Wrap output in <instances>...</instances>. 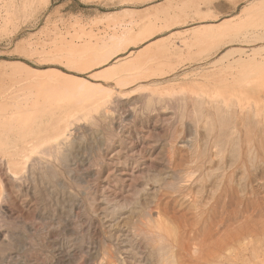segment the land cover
<instances>
[{"label": "rangeland", "instance_id": "rangeland-1", "mask_svg": "<svg viewBox=\"0 0 264 264\" xmlns=\"http://www.w3.org/2000/svg\"><path fill=\"white\" fill-rule=\"evenodd\" d=\"M188 1L195 2L193 4L200 9H193L192 13L187 11L188 14L182 12L179 18L185 17L180 21L185 24L184 26L179 21L176 22V19L171 21L172 23L158 20L157 31L151 37L148 30L150 25L146 23L150 16L156 14L158 8L169 7L174 12L173 6ZM188 1L47 0L44 3L35 1L32 4L34 7L28 6L26 14L20 9L16 22L0 20V72L8 68L6 63L12 64L17 61L42 73L49 69H58L82 77L86 82L95 85L93 90L95 93H114L113 96L108 95L113 98L106 97L109 99L108 102L115 99L107 105L104 114L92 112L90 121L89 117H78V121L72 120L75 123L69 128L72 135L68 146L72 147L71 150H66L69 155L66 151L64 155L58 152L59 157L55 155L53 159L56 152L49 156L43 154V162L47 158V163L52 161L51 164H46L45 161L44 164L33 166L30 161L29 164L26 161L22 162V159L12 161L14 162L12 164L10 163L12 158L7 157L6 154L8 148L11 150L14 144L0 148V264H145V261H149L150 264H165L167 262L165 258L171 257L172 251L176 254V248L167 249L164 243L158 241V236V239L150 240L153 235L150 229L158 233L159 228L165 234V238L172 241L176 240L178 235L181 236L179 239L184 237V240H189L190 232H188L189 237L186 238L188 236L184 232L186 230L191 229L194 231L192 234L196 232L194 240L197 239L199 244L203 243L201 246L195 243L193 238L189 240L190 243L192 241L191 244L195 243L193 247L198 248L196 254L205 253L204 248H207L206 252L216 250L218 241L224 244L225 240V243L227 242L225 256L228 259L225 260L229 264H264V106L262 105L264 88L263 92H259L260 97L257 93L261 99L260 101L257 97L258 106H263V108L258 107L260 109L258 116L250 117L248 112L244 114L234 112V114L233 110H226L223 107L220 110L218 109L220 107H216L212 102L224 97V94L228 95L224 90L231 86L233 79L229 77L228 71L231 66L229 69L227 63L231 64V61H235L237 57L250 63L254 58V63L258 65L255 64L256 68L253 67L255 68L253 70L260 75H256V78L258 76L260 79V81L258 79L259 89L262 88L264 70L262 72L256 70L258 68L260 70L261 65L264 69V36L260 34L264 33V27L260 28L261 24L257 22L260 26L254 23L258 30L254 29L250 24L253 22H250L248 29L253 30L249 29V33L244 28V33H241L244 35L241 36L239 33L238 38L233 36L234 41H231L232 37L228 38V41L217 44L218 46H215L217 48L213 47L210 50L211 47L209 52L200 54V47L202 48V44L206 42L205 35L212 31H206L205 34V30L203 31L205 26L213 25L216 30L218 26H214L216 23L220 24L226 19H234L237 16L239 18V15L244 18L242 9L261 0ZM154 9H156L155 13ZM144 12L150 15L147 19L148 16L144 14L147 20L143 17ZM262 12L264 13V9ZM183 13L186 16H182ZM109 15L111 20H107ZM154 18L155 16L150 18V21ZM140 20L146 22H143L144 27L147 26L146 30L140 25L142 24ZM139 21L141 23H138ZM170 23L175 25L171 27ZM197 28L199 31L196 30ZM196 32L200 36H197ZM76 33L83 36L80 35L79 38ZM257 33L261 39L263 38L262 40L258 36L255 37L257 41L253 40ZM93 35L97 38L95 39ZM149 35L150 38L147 37ZM201 36L204 37L202 39L204 43L201 40L202 44L198 40ZM192 39H196L194 42L197 41L194 43L195 46L190 43ZM84 41L88 43L90 41L92 46L97 45L98 42L100 47L97 46L102 48L101 53L108 50L111 52L112 49L108 48L113 46L118 50V52L114 50L118 56L116 57L115 52L112 51L111 56L109 55L111 59L109 66L78 73L66 65L69 57L66 55H69V52L65 48L70 51L71 48L75 49L81 45L82 47L77 50L79 49L82 55L80 52L76 54L83 56L85 52L86 55L84 44L87 42ZM72 42L73 44L69 46ZM90 43L87 46H91ZM103 43L105 47H101ZM187 43L192 44L193 52L190 51L191 47ZM104 48L108 50L104 51ZM91 50L88 54L96 51ZM65 51L68 53L64 54ZM106 53L108 55L109 52H105V55ZM58 56L66 59L61 58L63 62L60 60L58 62L57 60L60 59ZM164 56L168 58L164 60ZM123 57L121 61L124 63L120 61ZM220 57H223L222 60ZM248 57L251 60H248ZM50 58H54L58 63L53 62V59L52 63L49 62ZM157 59L164 61L159 62ZM154 60L156 63L153 62ZM217 60L219 67L215 63ZM157 62L162 65H158ZM116 63L118 65L115 67ZM120 63L126 65L121 64V66ZM107 67L108 70H114H109V73L104 72V77L103 75L99 76L100 78L91 77L94 72L98 74L106 71ZM156 67L166 73L151 77L150 71L157 70ZM220 67L223 69L217 70ZM117 71L121 75L115 74ZM220 71L221 81L218 80L221 78L218 74ZM112 72L118 77L113 76ZM223 72H227L228 75ZM124 74H127V77ZM134 74L137 75L136 77L139 75V78L142 76L145 80L141 78L139 81L133 77ZM209 74H213L211 76L213 78L219 77L214 80H218L221 86L225 87L222 84L226 82H228L226 85L230 86L223 89L220 86L216 87L219 82L213 81L210 76L208 79ZM110 76H113L112 79ZM120 76L128 81L122 80ZM128 77L133 80H129ZM223 79L227 81L222 82ZM122 81L126 86L118 91L122 86L119 82ZM128 82L132 84L127 85ZM194 83H197L198 88L202 83L200 91ZM208 83L213 88L216 87L215 91L210 89ZM260 83L262 85H259ZM231 87L227 89L228 92L232 90ZM150 89H159L161 95H149ZM204 89L209 93H204ZM220 90H223L221 92L224 94L219 92ZM115 92L121 94L116 96ZM244 134L252 140L250 141ZM249 143L255 144L257 154L248 152ZM4 148L8 149L6 153ZM2 151L5 155L1 154ZM16 164L19 166L17 167ZM39 165L45 167L46 171ZM6 168L9 170L6 171ZM29 169L32 172H29ZM26 170L28 172H25ZM17 174H23V177ZM174 174L183 178L186 174L191 178L185 175L184 179L175 181ZM180 187L182 192L178 191ZM166 206L167 212L162 209ZM158 210L167 214L160 216ZM175 211L177 216L185 213V217L187 216L183 217L185 221L181 218L184 224H178L180 219L173 218ZM221 217L225 220L218 227ZM140 228L146 230V233L148 230L152 235L143 234ZM179 229L180 234L183 235L178 234ZM199 230L205 232V235L208 234V237ZM199 235L202 240L198 238ZM155 241L160 245L157 246ZM151 253L154 255L152 256ZM161 257L166 260L165 263Z\"/></svg>", "mask_w": 264, "mask_h": 264}, {"label": "bare ground", "instance_id": "bare-ground-1", "mask_svg": "<svg viewBox=\"0 0 264 264\" xmlns=\"http://www.w3.org/2000/svg\"><path fill=\"white\" fill-rule=\"evenodd\" d=\"M35 1H37L38 3H39V1L41 2V3H44V2H47V0H0V20H3V21H5V22H12V23H14V22H16L15 20L17 19V15H18V13H19V11H20V9H21V11H22V13L23 12H25L24 14H26L28 11V6H30V7H34V6H32V4L33 3H35ZM185 1H188V0H185ZM204 1V0H203ZM36 2V3H37ZM195 4V2H192V3H190L189 1L188 2H186V3H183V4H176V6H173L172 7V10L174 11V12H172L171 11V8H158V10H157V12H158V14H157V12L155 11L156 9H154V13L156 12V14L155 15H153V16H155V18H154V20L153 21H150V18H153V16L151 17L150 15H148V13H146V12H144L143 13V17H144V19H146L145 18V16H144V14L145 15H147L146 17H147V19L149 18V16H150V18H149V24H148V21H147V23L144 21V20H140L141 22H142V24H140V25H142V27H144L145 25H143V22H145L146 23V25H150L148 28V30H149V32L151 33L150 35H151V37H153V35H155L154 33L157 31L156 30V27H157V22H159L160 20H162V22H171V21H173L174 19H176V22L177 21H183L182 19L183 18H185V17H182V19L181 18H179V17H181V14H182V12H187V11H190V13H192V10L193 9H195L196 10V8H198L197 7V5H194ZM35 5V4H34ZM198 9H200V8H198ZM264 9V0H261V1H256V2H253V3H251L249 6H247L245 9H242L241 11H242V13H244L245 14V16H244V18L243 17H240V15H239V18H238V16H237V18H235L234 17V19L232 18V19H226L224 22H221L220 24H217L216 23V25H214L215 27H216V30L212 27V26H210V27H208L210 24H208V26H205V28H203V31L205 32V34H207V32L206 31H209V30H212V31H214V32H212V31H210V36H209V34L208 35H205L206 37H205V40L204 41H206L205 43H204V41L202 40L204 37H200L198 40H200V43H201V40H202V43H204V44H202L203 45V47L201 48L200 47V54H202L203 52H209V49L210 50H212L213 49V47H215V46H218L217 44H219L220 42H222L223 43V41H225V40H227L228 38H231L232 37V39H231V41H234V37L233 36H236V38H238L237 36H239V33L241 34L242 32L244 33V28H246V31L248 32L249 31V29L251 30L252 28H249L248 29V24L250 23V22H253V24L254 23H260L261 24V26L257 23V25H258V27L260 26V28L262 27H264V22H262V21H264V13L262 12V10ZM27 11V12H26ZM171 11V12H170ZM199 11V10H198ZM198 11H196V12H198ZM261 11V12H260ZM31 12V11H30ZM136 12V11H135ZM149 12V11H148ZM153 12V11H152ZM152 12H150V13H152ZM212 12V11H211ZM137 13V12H136ZM135 13V14H136ZM183 13V15L182 16H184L185 14ZM189 13V14H190ZM139 14V13H138ZM153 14V13H152ZM187 14H188V12H187ZM142 15V13L140 14V16ZM205 16H206V14H204ZM117 16V15H116ZM124 16H126V15H124ZM123 16V17H124ZM139 16V17H140ZM186 16V15H185ZM188 16V15H187ZM191 16V15H190ZM204 16V17H205ZM108 17V16H107ZM115 17V16H114ZM134 17V16H133ZM189 17V16H188ZM206 17H209L208 15L206 16ZM205 17V18H206ZM118 18V17H117ZM120 18V17H119ZM181 19V20H179V19ZM111 20V17H110V15H109V17L107 18V20ZM137 19H139L138 17H137ZM142 19V18H141ZM146 19V20H147ZM178 19V20H177ZM186 19H187V17H186ZM114 20H115V18H114ZM117 20V19H116ZM159 20V21H158ZM185 20V19H184ZM100 21V20H99ZM138 22V23H141V22ZM188 21V20H187ZM214 21V20H213ZM151 22V23H150ZM161 22V23H162ZM262 22V23H261ZM144 23V24H145ZM172 23V22H171ZM170 23V24H171ZM180 23H182L183 24V22H180ZM184 23H186V21H184ZM78 24V23H77ZM80 24V23H79ZM168 24V23H167ZM174 24V23H173ZM202 24H204V23H202ZM253 27H254V29H256L257 28V25H256V27H255V24L253 25L252 23H250ZM164 25H166L165 23H164ZM175 25V24H174ZM174 25H172L171 24V27L172 26H174ZM176 25H178V23L176 24ZM180 25V24H179ZM185 24H183V26H184ZM245 26H247V27H245ZM252 26H250V27H252ZM79 27H80V25H79ZM168 27V26H167ZM170 27V26H169ZM204 27V26H203ZM146 28H147V26H146ZM146 28L144 27V29L146 30ZM192 28H194V27H192ZM202 28V27H201ZM259 28V29H260ZM200 29V28H199ZM214 29V30H213ZM264 29V28H263ZM80 30V29H79ZM154 30V31H153ZM192 30V29H191ZM196 30H198V28L196 29ZM201 30V29H200ZM253 30V29H252ZM257 30H258V28H257ZM256 30V31H257ZM84 31V30H83ZM184 31V30H183ZM190 31V30H189ZM188 31V32H189ZM195 31V30H194ZM199 31V30H198ZM202 31V30H201ZM200 31V32H201ZM80 32V31H79ZM162 32V31H161ZM254 32V31H253ZM78 33V32H77ZM76 33V35H78ZM202 33V32H201ZM249 33V32H248ZM255 33V32H254ZM82 34H84V32L82 33ZM82 34H80V35H82ZM195 34H197V36H200V34L198 35V33L196 32ZM245 34H247V33H245ZM253 34V33H252ZM262 36H264V33H260ZM80 35H78L79 36V38H80ZM150 35L149 36H147L148 38H150ZM201 35H203V34H201ZM242 35H244V34H241V36ZM83 36V35H82ZM88 36H89V34H88ZM94 36V35H93ZM254 36V35H253ZM252 36V37H253ZM256 36H258V33L254 36V41H257L256 40ZM74 37V36H73ZM76 37V36H75ZM90 37H91V35H90ZM90 37H89V39H90ZM259 37V39H261L260 38V36H258ZM257 37V38H258ZM77 38V37H76ZM82 38V37H81ZM84 38V37H83ZM86 38H88V37H86ZM94 38H95V36H94ZM96 38H97V36H96ZM95 38V39H96ZM118 38V37H117ZM195 38V37H194ZM245 38H247V37H245ZM67 39V38H66ZM78 39V38H77ZM145 39V38H144ZM263 39V38H262ZM261 39V40H262ZM65 40V39H64ZM73 40V39H72ZM93 39H91V41H92ZM122 40V39H121ZM194 40H196V39H194ZM194 40L192 39V41L190 42V43H193V45H194V43L196 42L197 43V41H195L194 42ZM237 40V39H236ZM248 40V39H247ZM252 40V41H253ZM116 41V40H115ZM228 41V40H227ZM240 41H242V40H240ZM251 41V42H252ZM253 41V42H254ZM85 42V41H84ZM87 42V43H86ZM85 43L86 44H84L87 48L85 49V46H84V50H86V52H87V54L85 55V52L83 53V56H80V55H78V54H76V52H80L79 51V49L77 50V48H81L82 46L80 45V47H75V49H76V51H74L75 49H72L73 51H71V49H70V51L68 50V48H65L68 52H69V55H66V57L67 56H69L68 57V59L66 60L67 61V63H66V65H68L69 67H72L73 69H75L78 73H85V72H91L93 69H95V68H99V67H104V66H106V65H108L109 64V62L111 61V59H110V53L112 52V51H116L117 49H114L113 48V46L112 47H110V48H108L107 46V48L108 49H112L111 50V52L107 49V48H104L103 50L105 51V49H107L108 51H105V52H109L108 53V55H107V53H106V55H105V52H103V53H101L102 52V48H99L100 47V45H98V42L96 43L97 45H95L94 44V46H92L91 45V43H90V41H89V43H90V45L91 46H87V44L89 45V43H88V41H86ZM109 42V41H108ZM249 42V41H248ZM247 42V43H248ZM66 43V42H65ZM64 43V44H65ZM198 43H199V41H198ZM23 44V43H22ZM71 44H73V42L72 43H70L69 44V46L71 45ZM93 44V43H92ZM106 44V43H105ZM76 45V44H75ZM107 45V44H106ZM187 45L188 46H190L191 47V49H190V51H192L193 52V48H192V44H188L187 43ZM198 44H196V46H197ZM21 46H23V45H21ZM77 46V45H76ZM105 47V45H104V43H103V45L101 46V47ZM111 46V45H110ZM114 46H116V45H114ZM195 46V45H194ZM193 46V47H194ZM199 46H200V44H199ZM198 46V47H199ZM220 46V45H219ZM57 48V47H56ZM55 48V49H56ZM99 48V49H98ZM116 48H118L117 46H116ZM162 48V47H161ZM195 48H197V47H195ZM194 48V49H195ZM215 48H217V47H215ZM27 49V48H26ZM30 49H31V46H30ZM29 49V50H30ZM58 49V48H57ZM91 49H94V50H96L95 51V53H92V54H88L90 51L89 50H91ZM100 49H101V51H100ZM159 49V48H158ZM188 49V50H189ZM24 50V49H23ZM93 50V51H94ZM32 51V50H31ZM81 51H83V49H81ZM89 51V52H88ZM92 51V50H91ZM114 51V52H115ZM198 51H199V49H198ZM27 52V51H26ZM52 52V51H51ZM55 52H57V51H55ZM60 52V51H59ZM58 52V53H59ZM67 52V53H68ZM114 52H113V54H114ZM117 52H118V50H117ZM46 53V52H45ZM57 53V54H58ZM66 53V51H65V53L64 54H67ZM81 53V52H80ZM189 53V52H188ZM197 53V52H196ZM61 54V53H60ZM112 54V55H113ZM192 54H194L195 55V53H192ZM197 54H199V52L197 53ZM46 55H48V54H46ZM55 55V54H54ZM53 55V56H54ZM62 55V54H61ZM81 55H82V53H81ZM110 55V56H109ZM115 55H116V52H115ZM245 55V54H244ZM248 56H250L249 54H247ZM64 56V55H63ZM63 56H58V58H60V59H58L57 60V58H56V60L59 62V60L61 61V58L63 57ZM114 56V55H113ZM118 56V54L116 55V57ZM191 56H193V55H191ZM190 56V57H191ZM196 56V55H195ZM241 56V55H240ZM246 56V55H245ZM57 57V56H56ZM65 57V56H64ZM121 57V56H120ZM54 58H55V56H54ZM54 58H50L51 60L49 61V62H51L52 63V59L54 60ZM164 58V60H165V58H168V57H166V56H164L163 57ZM192 58V57H191ZM222 58L223 57H220V60H222ZM240 57H237V59L234 61H231V64H230V62L229 63H227V65H228V67L229 66H231V69H230V67H229V69H230V71H228V68H227V71L230 73V75H229V77H231L233 80H231L230 82V85L232 86L233 85V87H231L229 84L228 85H226L228 82H226L227 80H228V76L226 77L227 78V80L226 79H223L222 80V82L225 80V82H226V84H222V85H224L225 87H227V86H230L231 87V89L232 90H230L229 92L227 91V89H229L228 87H227V89H225L224 90V93H226V94H228V95H226L225 96V94L224 93H222L221 91H223V90H220L219 92H221L222 94H224V97H222V98H219V99H217L215 102L214 101H212L214 104H216V107L218 106V107H220V108H218V109H220V110H222L221 108L223 107L224 109H226V110H233V113L235 112V113H237V114H244V112H248V114L250 115V117L252 116V117H254L253 115H256V116H258V114H259V110L260 109H258V107H260V108H263V106H264V104H262L263 106H258L259 104H258V100H257V93L259 94V92H263V86H262V88L261 89H259V86H258V76H260V75H258V74H256V73H254V70H255V68H256V66H255V64L256 63H254L255 61H253L254 60V58H252V60L249 58L248 60H251V62L253 63V65L254 66H252V63H250V61L248 62V61H244L245 59H243V60H241L242 58H240ZM63 59V58H62ZM64 59H66V58H64ZM63 59V60H64ZM121 59L123 60L124 59V57L123 58H120V61H121ZM188 59V58H187ZM190 59V58H189ZM63 60L61 61V62H63ZM118 60V59H117ZM158 60V59H157ZM161 59H159L158 61L159 62H161L160 61ZM163 60V61H164ZM219 60V59H218ZM217 60V62H215V63H217L216 64V66H218L219 64H218V61ZM241 60V61H240ZM247 60V59H246ZM47 61H48V59H47ZM57 61H53V62H56V63H58ZM116 61V60H115ZM239 62V63H237V62ZM44 62H46V59H45V61ZM117 62V61H116ZM121 62H123V61H121ZM151 62V61H150ZM153 62H155V60L153 61ZM153 62H151V64H153ZM260 62V61H259ZM259 62H257V63H259ZM11 62H9L8 64L6 63V65L8 66V68L7 69H4L3 71H1L0 72V148L2 147V146H6V147H8V144H9V147H10V144L12 145V144H14L13 145V148L10 150V148H8V149H6L5 150V148L3 149L4 151H5V153H6V151L8 150V152H7V154H6V156L7 157H9V158H12L11 159V161H10V163H14V162H12V161H15V160H18V159H22L23 161L22 162H24V161H26V163H29L28 161H30V163H32L31 165H33V166H35V165H38V164H41V163H43L44 164V162L46 161V164H48L47 163V158L46 157H43V159H45L46 158V160L43 162V160H42V156H43V154H48V156L51 154V153H54V152H56L57 154H58V152L59 153H64L67 149H70L68 146H69V144H70V140H71V133L69 132L70 131V126L73 124V123H75V121H72V120H77V118L78 117H80V118H86V117H89V121H90V116H92L93 114H92V112L94 113V111L96 112V113H99V114H104L105 113V109H106V107H107V105H109V103H111L112 102V100H115V99H112V100H110L109 102L107 101V100H109V99H107L106 97H110V98H113V97H111V96H113L114 95V93L112 94H110V93H101V92H93V90L95 89V85H93V84H91V83H88V82H86L82 77H79V76H77V75H74V74H70V73H64V72H62L61 70H58V69H49V71H47L46 70V72H41V71H38V70H34L33 68H30L29 66H27V65H25L24 63H22V62H12V64H10ZM48 63V62H47ZM124 63V62H123ZM126 63H127V61H126ZM156 63V62H155ZM158 63V62H157ZM215 63H213L214 65H215ZM122 63H120V65H121ZM128 64V63H127ZM146 64V63H145ZM149 64V63H148ZM264 64V63H263ZM118 64L116 63L115 64V67L117 66ZM122 65H124V64H122ZM121 65V66H122ZM126 65V64H125ZM124 65V66H125ZM153 65H155V64H153ZM157 65V64H156ZM158 65H160L159 63H158ZM161 65H162V63H161ZM160 65V66H161ZM164 65V64H163ZM213 65V66H214ZM256 65H258V64H256ZM109 66V65H108ZM121 66H119V67H121ZM114 67V66H113ZM112 67V68H113ZM114 67V68H115ZM119 67H117V68H119ZM144 67H146V65H144ZM215 67V66H214ZM219 67V66H218ZM222 67H224V66H222ZM222 67H220L219 69H217V70H221V69H223ZM226 67V66H225ZM253 67H255V68H253ZM262 67V68H261ZM56 68V67H55ZM67 68V67H66ZM162 68H165V67H162ZM257 68H258V66H257ZM71 69V68H70ZM72 69V70H73ZM105 69V68H104ZM126 69V68H125ZM146 69V68H145ZM145 69H143V71H145ZM156 69H157V67H156ZM159 69V68H158ZM154 70V71H150L151 73H150V76L152 77L153 75H159L160 76V74H164V73H166V71H164V70ZM254 69V70H253ZM259 69V68H258ZM256 70V72L257 71H260V72H262L264 69H263V66L261 65L260 66V70ZM262 69V70H261ZM8 70H10V71H8ZM103 70V69H102ZM106 70V69H105ZM109 70H111V69H109ZM109 70H108V67H107V70L106 71H102L101 73H99L98 72V74H97V72L95 73L94 72V74H91V77H102V75H103V77H104V72L106 73H109ZM112 70H114V69H112ZM111 70V71H112ZM75 71V72H76ZM110 71V72H111ZM148 71V70H147ZM226 71V69L224 68V72ZM126 72V71H125ZM149 72V71H148ZM147 72V73H148ZM223 72V74H225V75H228L227 74V72L226 73H224ZM113 73V72H112ZM120 73V72H119ZM118 73V71L117 72H115V74H118V75H121V73L119 74ZM127 73H128V71H127ZM129 73H133V72H129ZM144 73V72H143ZM145 73H146V71H145ZM213 73H214V71H213ZM217 72H215V74H216ZM221 73V74H220ZM219 75H220V77L221 78H219V77H214L215 79H217V78H219L218 80L219 81H221L220 79H222V72L220 71L219 73H218ZM217 74V75H218ZM262 74V73H261ZM263 74H264V71H263ZM113 76H117L118 77V75H114V73L112 74ZM123 75V74H122ZM125 75V74H124ZM127 75V74H126ZM125 75V76H126ZM130 75V74H129ZM135 75V74H134ZM213 75V74H212ZM212 75H208V79H209V76H210V78L212 79L213 77H211ZM256 75H258L257 76V78H256ZM90 76V75H89ZM112 76V77H113ZM133 76V75H132ZM131 76V77H132ZM137 75H135V76H133V77H135L136 79H138L139 81H141L140 79L142 78V76H140V78H139V75H138V77H136ZM144 76H146V74L144 75ZM215 76V75H214ZM264 76V75H263ZM99 77V78H100ZM106 77V76H105ZM111 77V76H110ZM112 77H111V79H112ZM117 77H115V78H117ZM127 77V76H126ZM132 77V78H133ZM154 77V76H153ZM120 78L122 79V76H120ZM124 78V77H123ZM130 77H128V79H129ZM146 78V77H145ZM148 78H149V75H148ZM214 78H213V81H217V83L219 82L218 80H214ZM114 79V78H113ZM125 79V81L127 80L126 78H124ZM124 79H122V80H124ZM143 80H145L144 78H142ZM129 80H133V79H129ZM135 80V79H134ZM115 81H117L116 83H118V80H116L115 79ZM128 81V80H127ZM136 81V80H135ZM211 81V80H210ZM259 81H260V79H259ZM131 82V81H130ZM134 81H132V83H133ZM198 82V81H197ZM132 83H127V85H129V84H132ZM204 83V82H203ZM216 82H214V84H215ZM119 84L120 85H122V86H120L121 87V89L120 90H118V91H121L126 85H123V84H125L123 81L122 82H119ZM134 84H135V82H134ZM195 85L197 84V83H194ZM201 85L199 86V88L202 86V83H200ZM210 83H208L207 85H209ZM220 84V85H219ZM219 84H216L215 86L216 87H218L219 88V86H220V88H225V87H223V86H221V83L219 82ZM264 84V83H263ZM98 85V84H97ZM193 85V84H192ZM194 85V86H195ZM259 85H262L261 83L259 84ZM124 86V87H123ZM173 86V85H172ZM203 86L205 87V85L203 84ZM209 86H211V88L209 87ZM209 86H207V87H209L211 90L212 89H214V91H215V88H213V86L210 84ZM97 87H99V86H97ZM96 87V88H97ZM102 87V86H101ZM120 87H118V88H120ZM143 87V86H142ZM203 87V88H204ZM207 87H206V89H207ZM115 88V87H114ZM116 88H117V86H116ZM144 88V87H143ZM142 88V89H143ZM196 88H197V90H201V89H199L198 87H197V85H196ZM208 88V89H209ZM217 88V89H218ZM234 88V89H233ZM99 89H101V88H99ZM139 89V88H138ZM194 89V88H193ZM209 89V90H210ZM145 91H146V89H144ZM183 90V89H182ZM181 90V91H182ZM205 90V89H204ZM211 90L209 91L210 93H211ZM219 90V89H218ZM218 90H216V91H218ZM260 90V91H259ZM262 90V91H261ZM194 91V90H193ZM226 91V92H225ZM202 92V91H201ZM201 92H199V94L201 93ZM204 93H209V92H207V90H205V91H203ZM232 92V93H231ZM129 93V92H128ZM182 93H184V92H182ZM115 94H116V96H117V94H121V93H116L115 92ZM125 94V93H124ZM123 94V95H124ZM212 94V93H211ZM229 94H231V95H229ZM108 95H111V96H108ZM149 95H151V96H158V95H161L160 94V92H159V89H150V92H149ZM195 95H197V93L195 94ZM203 95V94H202ZM213 96H214V94H212ZM260 95L261 94H259V97H260ZM116 96L114 97V98H116ZM258 97V99L261 101V99ZM197 98V97H196ZM198 98H200L201 100H203V98H201V97H198ZM213 99V98H212ZM195 101V100H194ZM200 101V100H199ZM259 101V102H260ZM262 101H264V100H262ZM108 102V103H107ZM114 102V101H113ZM196 103H198V102H196ZM261 105V104H260ZM264 109V108H263ZM263 109H261V110H263ZM227 112V111H226ZM225 112V113H226ZM228 112H230V111H228ZM95 113V114H96ZM107 113V112H106ZM223 113H224V111H223ZM232 113V111L230 112V114ZM234 113V114H235ZM92 114V115H91ZM227 114V113H226ZM229 114V113H228ZM236 114V115H237ZM77 115V116H76ZM108 115V114H107ZM233 115V114H232ZM231 115V116H232ZM96 117H97V115H95ZM106 116V115H105ZM229 116V115H228ZM103 117V116H102ZM95 118V117H94ZM100 118V116H98V119ZM107 118V117H106ZM246 118H248L247 116H246ZM79 120V119H78ZM77 120V121H78ZM85 120V119H84ZM96 120V119H95ZM102 120V119H101ZM250 120V119H249ZM81 121V120H80ZM93 121H94V119H93ZM103 121V120H102ZM77 123V122H76ZM79 123H81V122H79ZM85 123V122H84ZM92 123V122H91ZM90 123V124H91ZM92 124H95L94 122L92 123ZM251 124V123H250ZM74 126V125H73ZM73 126H71V127H73ZM76 127H77V125H76ZM87 128V127H86ZM75 129V128H74ZM77 129V128H76ZM72 130H73V128H72ZM233 131V130H232ZM249 132H250V130H249ZM251 134V133H250ZM78 135V134H77ZM231 135V134H230ZM245 135V134H244ZM224 136V135H223ZM246 136V135H245ZM248 136V135H247ZM246 136V137H247ZM248 138V137H247ZM246 138V139H247ZM252 138H253V136H252ZM240 139V138H239ZM245 139V140H246ZM249 139V138H248ZM247 139V140H248ZM251 139V138H250ZM249 139V140H250ZM248 140V141H249ZM252 140V139H251ZM250 140V141H251ZM74 141V140H73ZM73 141H71V142H73ZM239 142H240V140H238ZM74 143V142H73ZM7 144V145H6ZM240 144H242L241 142H240ZM239 144V145H240ZM250 144V143H249ZM73 145V144H72ZM248 145V144H247ZM243 146V145H242ZM68 147V148H67ZM3 148V147H2ZM247 149H248V152L251 154V153H256V146H255V144H253V143H251L250 145H249V147L247 146ZM71 150V149H70ZM244 150V146L242 147V151ZM68 151V150H67ZM66 151V152H67ZM5 153H3V151H2V153L1 154H3V155H5ZM248 153V154H249ZM57 154H54V157H53V159L55 158V155H56V157H59V154H58V156H57ZM62 154H60L61 156H62ZM67 154L69 155V153L67 152ZM247 154V155H248ZM249 154V155H250ZM257 154V153H256ZM53 155V154H52ZM64 155V154H63ZM46 156V155H45ZM2 157V156H1ZM5 157V156H4ZM51 157V156H50ZM65 157V156H64ZM62 158V157H61ZM198 159V158H197ZM7 160V159H6ZM56 160H57V158H56ZM59 160V159H58ZM61 161H67V160H61ZM5 162V161H4ZM51 163H52V161H50ZM58 162V161H57ZM25 163V164H26ZM29 163V164H30ZM51 163H49V164H51ZM20 164V163H19ZM42 164V165H43ZM63 164H65L66 165V163H63ZM8 165H9V163H8ZM17 165V164H16ZM6 166V165H5ZM11 166H13L14 167V165H11ZM19 165H17V167H18ZM23 166H25V165H23ZM30 166V165H29ZM28 166V167H29ZM40 166V168H43L41 165H39ZM38 166V167H39ZM49 166V165H48ZM50 166H52V165H50ZM49 166V167H50ZM8 167H10V166H8ZM22 167V166H21ZM26 167H27V165H26ZM15 168H16V166H15ZM20 168V167H19ZM45 168V167H44ZM43 168V169H44ZM7 169V168H6ZM11 169V168H10ZM39 169V168H38ZM47 169H49V168H47ZM9 169H7L6 171H8ZM14 170V169H13ZM16 170V169H15ZM18 171L20 170V169H17ZM28 170V169H27ZM25 171V172H28V171ZM34 170H35V168H34ZM41 170V169H40ZM45 170V169H44ZM23 171V170H22ZM21 171V172H22ZM35 171H37V170H35ZM34 171V172H35ZM46 171V170H45ZM45 171H44V173H45ZM9 172H11L12 173V178L14 177L13 175V172L10 170ZM15 172V171H14ZM24 172V171H23ZM29 172H32L30 169H29ZM8 173V172H7ZM15 173H17V171L15 172ZM180 174V173H179ZM10 175V174H9ZM17 175H19V174H17ZM17 175H15V177L17 176ZM23 175V174H22ZM22 175H19V176H22ZM25 175V174H24ZM186 174H184V178L186 177V176H188V177H190L189 175H186ZM19 176H17L18 178H19ZM180 177H178L176 174H174L173 175V178H174V180L175 181H179V179L180 180H182V179H184L183 177H181V175H179ZM23 177V176H22ZM21 177V178H22ZM17 178V179H18ZM191 178V177H190ZM16 179V180H17ZM20 179V178H19ZM13 180H15L14 178H13ZM191 180V179H190ZM188 181H189V179H188ZM187 181V183H189ZM192 181V180H191ZM182 182V181H181ZM196 182V181H195ZM25 183V182H24ZM188 186H190V185H188ZM186 187V186H185ZM191 187V186H190ZM188 188L189 189V191H190V189L191 188ZM18 188V187H17ZM184 188V187H183ZM184 189H186V188H184ZM178 191H180V192H182V188L180 187V189L178 190ZM188 191V192H189ZM175 192H176V190H175ZM191 192V191H190ZM225 193V192H224ZM175 194V193H174ZM188 194V193H187ZM192 194H193V191H192ZM191 193H190V195H192ZM184 195H186V194H184ZM189 195V194H188ZM183 196V195H182ZM184 197V196H183ZM193 197V196H192ZM202 197V196H201ZM229 197V196H228ZM223 198V197H222ZM207 199V198H206ZM194 201H197V200H194ZM198 202V201H197ZM237 203V202H236ZM125 205V204H124ZM160 205V204H159ZM160 206H162V205H160ZM226 206V205H225ZM161 207H159V209H160ZM225 208V207H224ZM163 210H165V212H167L168 211V208H167V206L165 207V208H162ZM159 211V212H158ZM157 212H158V215H160V214H163V215H166L165 213H163L162 212V210H158ZM201 212H203L202 210H201ZM200 212V213H201ZM205 212V211H204ZM182 213H184V212H182ZM200 213H199V215H200ZM206 213V212H205ZM147 214H150V213H147ZM179 214V213H178ZM185 214V213H184ZM184 214H181L180 213V215H178L177 216V213H176V211H175V213H173V218L174 219H180L179 221H180V223L178 222V224H184V218L183 217H185V215ZM201 215H204V214H201ZM151 216V215H150ZM149 216V217H150ZM161 216V215H160ZM168 216V215H167ZM170 216V215H169ZM180 216V217H179ZM152 217H154V214H153V216ZM152 217H150V218H152ZM158 217V216H157ZM162 217H164V216H162ZM187 217V216H186ZM185 217V218H186ZM219 217V216H218ZM184 220L183 222H182V219ZM215 219V218H214ZM151 220H153V218L151 219ZM159 221L161 220L160 218L158 219ZM163 220V219H162ZM205 220H206V217H205ZM224 218L223 217H221L220 219H219V222H218V227L222 224V223H224ZM164 221V220H163ZM176 221H178V220H176ZM186 221H188V220H186ZM153 222V221H152ZM157 222V221H156ZM156 222H154V223H156ZM188 222H190V221H188ZM194 222V221H193ZM161 223V222H160ZM198 224V222H195V224ZM165 224V223H164ZM187 224H189V223H187ZM190 225V224H189ZM194 225V224H193ZM181 226V225H180ZM185 226H186V222H185ZM192 226V225H191ZM195 226V225H194ZM122 227V226H121ZM158 227V226H157ZM188 227V226H187ZM186 227V228H187ZM193 227V226H192ZM196 227V226H195ZM185 228V227H184ZM199 228V227H198ZM140 229H142V228H140ZM146 229H148V226H147V228ZM181 229V228H180ZM179 229V230H180ZM209 229V228H208ZM241 229V228H240ZM142 230H144V229H142ZM141 230V232L143 233V234H145L146 232V230H144V232ZM161 230V228H159V232L157 233V231H156V233H157V235H155L156 233H155V230H154V232L152 231V229H150V231L152 232V234L151 233H149L148 232V230H147V233L146 234H151L152 235V237H155L156 236V238H150V240H156V239H158L157 238V236L159 237V239H158V241L160 240L161 242L160 243H164V246L165 247H167V249H170V250H174L175 248H176V254H173L171 251V254H170V256L171 257H169V256H167V255H165V256H167V257H169V258H165V259H167V262H168V264H170L171 262L172 263H174V264H229V262L227 261L226 262V260H225V258H226V256H225V250L227 249V248H225V244H227V242L225 243V240H224V244H220L219 242L220 241H218V245H217V249L215 250V249H213V251H209V252H206L207 250V248H204V247H201L202 245L201 244H203V243H201V244H199V243H197V239L196 240H194L195 239V236H194V234L196 233H194V234H192L194 231H192L191 229H189V230H186V231H184L185 232V234L187 233L188 234V232H190V239L191 238H193V241L195 242V243H197V244H199V245H201L200 247L201 248H204L203 249V251H205V253L204 252H201V253H199V254H196V252L198 251H196V249H198V248H196V246L195 247H193L194 245L193 244H195V243H193V244H191L192 243V241H191V243H190V239L189 240H184V237H183V239H179L180 237H179V235H178V238H176V240H173L172 241V239H171V237H170V235H169V239H171V240H168V239H166L165 238V234L162 232V230ZM165 228H164V232H165ZM198 231V230H197ZM200 231V230H199ZM180 232H181V230L180 231H178V234H180ZM200 232H202V231H200ZM203 234L205 233V232H202ZM201 233V234H202ZM148 234V235H149ZM184 234V236H186ZM200 234V233H199ZM206 234V233H205ZM204 234V235H205ZM150 235V236H151ZM180 235H183V234H180ZM238 235H239V233H238ZM198 236V234L196 235V237ZM200 236V235H199ZM203 236V235H202ZM208 237V234L207 235H205V237ZM258 236V235H257ZM130 237V236H129ZM140 237V236H139ZM142 237V236H141ZM146 237V236H145ZM174 237H176V234H175V236ZM173 237V238H174ZM187 237H189V234H188V236H186V238ZM168 238V237H167ZM185 238V239H186ZM198 238H201V236L200 237H198ZM205 239V238H204ZM214 239V238H213ZM238 239V238H237ZM152 240V241H153ZM201 240H202V238H201ZM220 240H222V239H220ZM206 241V240H205ZM205 241H203L204 242V244H205ZM152 243H154V242H152ZM155 243H157V241H155ZM207 243V242H206ZM216 243V242H215ZM158 245H160L159 243H157V246ZM193 245V246H192ZM162 246H163V244H162ZM205 246H206V244H205ZM208 246H209V244H208ZM207 246V247H208ZM213 246V245H212ZM216 246V245H215ZM214 246V247H215ZM227 246V245H226ZM161 247V246H160ZM159 248V247H158ZM209 248V247H208ZM155 249L158 251V249L155 247ZM210 249V248H209ZM120 250V249H119ZM132 250V249H131ZM212 250V249H211ZM169 252V253H170ZM258 252V251H257ZM136 252H134V254H135ZM165 253V252H164ZM152 254V253H151ZM137 255V254H136ZM144 255V254H143ZM154 254H152V256H153ZM164 255V254H163ZM175 256H176V258H175ZM143 257V256H142ZM151 257V256H150ZM157 257H158V255H157ZM164 257V256H163ZM155 258V257H154ZM159 258V257H158ZM156 259V258H155ZM227 259V258H226ZM132 260V259H131ZM138 260H140V259H138ZM151 260H152V257H151ZM161 260H163V258L161 257ZM228 260V259H227ZM129 261V260H128ZM143 261V260H142ZM159 260H157V262H158ZM166 262V260H163V262ZM236 261V260H235ZM135 262V261H134ZM164 262V263H165ZM167 262L165 263V264H167ZM238 262H239V260H238ZM145 264H150L149 263V261H145L144 262ZM171 263V264H172ZM230 263H232V262H230ZM251 263V262H250ZM160 264V263H159ZM162 264V263H161ZM241 264V263H240Z\"/></svg>", "mask_w": 264, "mask_h": 264}]
</instances>
